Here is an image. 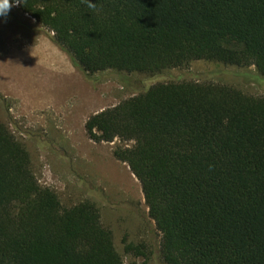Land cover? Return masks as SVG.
I'll return each instance as SVG.
<instances>
[{
  "label": "trees",
  "instance_id": "16d2710c",
  "mask_svg": "<svg viewBox=\"0 0 264 264\" xmlns=\"http://www.w3.org/2000/svg\"><path fill=\"white\" fill-rule=\"evenodd\" d=\"M92 2L97 10L83 0L18 6L88 74H154L203 59L264 76V0ZM85 126L97 142H123L113 154L141 183L166 264H264V96L159 83ZM0 264H124L96 203L65 207L2 122Z\"/></svg>",
  "mask_w": 264,
  "mask_h": 264
},
{
  "label": "rangeland",
  "instance_id": "374dc122",
  "mask_svg": "<svg viewBox=\"0 0 264 264\" xmlns=\"http://www.w3.org/2000/svg\"><path fill=\"white\" fill-rule=\"evenodd\" d=\"M167 82L224 84L264 96V76L254 65L202 59L154 74L116 69L88 74L52 31L18 5L0 21V122L28 149L39 183L56 191L65 207L96 203L124 264H166L163 233L150 216L140 181L113 154L123 142H97L85 125L91 115Z\"/></svg>",
  "mask_w": 264,
  "mask_h": 264
},
{
  "label": "clouds",
  "instance_id": "9594fccd",
  "mask_svg": "<svg viewBox=\"0 0 264 264\" xmlns=\"http://www.w3.org/2000/svg\"><path fill=\"white\" fill-rule=\"evenodd\" d=\"M89 9L97 10L92 0H83ZM24 3V0H0V21L6 22L13 6Z\"/></svg>",
  "mask_w": 264,
  "mask_h": 264
}]
</instances>
